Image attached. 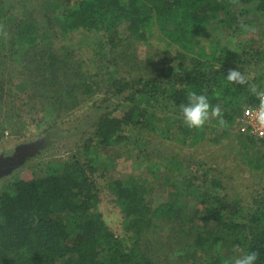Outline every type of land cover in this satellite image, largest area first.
<instances>
[{"label": "trees", "instance_id": "trees-1", "mask_svg": "<svg viewBox=\"0 0 264 264\" xmlns=\"http://www.w3.org/2000/svg\"><path fill=\"white\" fill-rule=\"evenodd\" d=\"M237 4L239 16L249 11L264 16V0H51L39 4L45 11L41 16L27 0H0L2 134L15 132L17 123L52 126L63 111L92 96L98 84L119 96L121 107L120 115L101 112L91 135L66 161L38 163L27 176L7 179L0 187V264H191L186 258L193 255L192 264H234L253 250L259 253L256 264H264V176L257 177L258 187L243 205L219 186L222 180L208 176L203 164L189 171L174 157L171 165L178 173L171 196L152 204L145 177L111 178L99 156L100 148L144 147L151 135H170L185 145L204 139V130L226 134L218 119L207 122L210 128L185 125L181 105L190 92L219 105L225 124L257 100L250 87L264 83V46L246 49L247 41L232 52L219 45L209 54L200 41L209 26L231 27L237 17L224 15ZM82 30L97 34L88 60L66 45H54L58 35ZM150 43L160 44L153 49L159 62L152 54L141 59L130 51ZM230 69L255 73L246 84H236L226 79ZM219 140L218 135L211 139ZM261 141L248 160L259 172L264 170ZM201 188L202 199L183 202ZM105 193L121 214L120 233L99 210ZM193 200L204 209H191ZM202 217L212 221L211 231L205 225L192 230ZM176 221L172 243H166L170 255L153 257L152 244L158 242L151 240V227L164 222L174 228ZM186 234L191 240L182 245ZM198 249L206 254L199 263Z\"/></svg>", "mask_w": 264, "mask_h": 264}, {"label": "rangeland", "instance_id": "rangeland-1", "mask_svg": "<svg viewBox=\"0 0 264 264\" xmlns=\"http://www.w3.org/2000/svg\"><path fill=\"white\" fill-rule=\"evenodd\" d=\"M6 1L9 4H15L19 0ZM27 1L30 8L36 7V14L41 16L45 11L39 7V4L46 6L51 0ZM239 11L240 5L237 4L224 15L226 18L233 15L237 17V21L230 28L212 25L200 36L201 44L207 53L213 54V49L216 50L219 45L225 47L226 51L238 52L236 50L238 45L247 41L246 49L264 46V16L252 14L250 11L239 16ZM219 14L222 15V13ZM219 14L218 17H220ZM53 23L55 30L58 31L59 21L56 19ZM5 33L8 31L5 30ZM96 38L97 34L82 30V32H74L65 36L58 35L53 38V41L56 47L66 45L73 50L77 57L88 60L94 55V46H96L94 40ZM155 48L161 49L160 44L158 43L156 46L153 43L150 45L136 44L130 51H136L138 58L141 59L145 55L152 54L153 60L159 62L160 53L159 51L155 53L153 50ZM253 73L255 72L248 71L242 74L251 80ZM255 84L252 86H256L258 90H264V83L255 81ZM94 92L92 96L86 97L73 109L63 111L50 127L42 125V123L25 124L23 127L18 126L19 123H17L15 132L10 133L7 129H4L3 134L0 132V187L7 179L27 176L38 163L55 160L66 161L91 135L101 112L107 110L112 111L115 115H120L119 96L109 92L105 84H98ZM205 126L211 127L208 123ZM6 127L4 125V128ZM223 130L226 131V134L204 130V139L198 143L189 141L185 145L171 140L170 135H163V137L151 135L144 147L126 143L123 148L116 146L100 148L99 156L106 163L105 169L108 170L106 174L111 178H121V176L129 174L139 178L145 177L146 184L151 185L149 199L152 204L157 201H165L171 196L172 182L177 179L178 173L177 167L172 166L171 163L176 157L183 160V165L186 164L189 171H195L199 163L203 164L210 171L208 176L210 175L211 179L215 177L222 180V184L219 186L226 188L227 194L234 198H240V204L248 205L251 194H254L258 187L257 177L264 176V170L259 172L257 169L250 168L248 160L253 159V150L262 147L263 142L242 134L238 129L237 119L232 124H225ZM215 135L220 137L218 143L211 141ZM244 145L248 147H244ZM198 171H196L198 175L203 172V170L199 173ZM210 187L218 191V187L213 185ZM203 190L201 188L197 193L190 194L189 197L186 195L182 199L183 202H188L190 198L202 199L204 197ZM193 203L190 204L191 209H196V207L204 209L203 204L196 203L195 200ZM99 210L103 213V218L108 226L116 233L122 232L121 214L111 201L109 193L101 195ZM177 223L178 221L175 222L174 228L172 224L164 222H157L156 226L151 227V231H153L151 240L158 242L157 246L152 244L153 252L151 250V254L153 257L158 256L161 259L162 256L170 255L166 243H172L170 237L176 232ZM194 223L193 231L198 228L204 230L203 225H205L206 231H211L212 221L205 220L204 217L195 220ZM190 240L191 237L188 234L183 235L181 244L186 245ZM205 255L202 249L196 250L197 262L204 261ZM193 259L194 255L191 258H186V261L192 264Z\"/></svg>", "mask_w": 264, "mask_h": 264}, {"label": "clouds", "instance_id": "clouds-1", "mask_svg": "<svg viewBox=\"0 0 264 264\" xmlns=\"http://www.w3.org/2000/svg\"><path fill=\"white\" fill-rule=\"evenodd\" d=\"M228 82L236 84H246L247 79L241 71L230 69L226 77ZM250 91L259 101L258 107L254 112L246 113L250 115L257 126L264 129V90H258L255 86L250 87ZM183 121L190 129H203L210 119H218L220 125H225L222 110L219 105L212 106L208 98L203 94L190 92L188 94V103L181 105ZM239 246H236L238 249ZM259 253L255 250L244 255L238 256L234 260V264H256Z\"/></svg>", "mask_w": 264, "mask_h": 264}, {"label": "built area", "instance_id": "built-area-1", "mask_svg": "<svg viewBox=\"0 0 264 264\" xmlns=\"http://www.w3.org/2000/svg\"><path fill=\"white\" fill-rule=\"evenodd\" d=\"M258 99L250 104L243 105L237 118L238 129L242 134H246L257 140H264V129L256 125L255 120L246 113L254 112L258 107Z\"/></svg>", "mask_w": 264, "mask_h": 264}]
</instances>
